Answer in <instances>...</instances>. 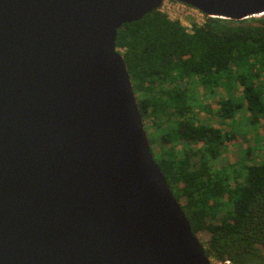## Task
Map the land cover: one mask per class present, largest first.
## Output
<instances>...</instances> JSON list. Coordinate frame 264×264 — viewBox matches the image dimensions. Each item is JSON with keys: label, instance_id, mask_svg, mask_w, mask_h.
<instances>
[{"label": "water", "instance_id": "95a60500", "mask_svg": "<svg viewBox=\"0 0 264 264\" xmlns=\"http://www.w3.org/2000/svg\"><path fill=\"white\" fill-rule=\"evenodd\" d=\"M163 1L0 0V264H220L155 161L116 46ZM173 1L264 16V0Z\"/></svg>", "mask_w": 264, "mask_h": 264}, {"label": "trees", "instance_id": "16d2710c", "mask_svg": "<svg viewBox=\"0 0 264 264\" xmlns=\"http://www.w3.org/2000/svg\"><path fill=\"white\" fill-rule=\"evenodd\" d=\"M116 46L155 161L194 234L209 235L206 255L220 264H264V160L214 170L237 139L239 114L264 127V16L207 17L188 30L158 9L119 29ZM205 96L215 106L204 105ZM203 112L235 126L204 124Z\"/></svg>", "mask_w": 264, "mask_h": 264}, {"label": "rangeland", "instance_id": "374dc122", "mask_svg": "<svg viewBox=\"0 0 264 264\" xmlns=\"http://www.w3.org/2000/svg\"><path fill=\"white\" fill-rule=\"evenodd\" d=\"M169 4L170 1H167ZM164 7H161V11ZM172 19H177L180 21L183 25L188 24L192 25L193 22L196 23H203V21L206 19V16H203L201 14H197L195 12H192V16L185 15L182 17H171ZM204 105L209 106H215V101L211 96H205L204 98ZM212 106V107H213ZM207 109H209L207 107ZM200 121L204 124L210 125V126H219L225 131H231L235 125H233L231 122L224 121L222 122L220 118L214 116L212 113H204L201 114ZM238 121L239 126L235 127V132L237 133V139L232 143V146L229 145L225 150L222 152V157L217 160L214 164V170H219L227 166L228 163L234 162V161H240V163H248V160L251 158H254V160L257 162L264 160V141L262 139L264 138V127L256 126L253 127L249 122L247 121L245 115L239 114L236 118ZM241 124V125H240ZM198 239L202 244H205L206 241L209 239V235L207 233H200L198 234ZM213 263H217L211 259Z\"/></svg>", "mask_w": 264, "mask_h": 264}, {"label": "built area", "instance_id": "2783aa9c", "mask_svg": "<svg viewBox=\"0 0 264 264\" xmlns=\"http://www.w3.org/2000/svg\"><path fill=\"white\" fill-rule=\"evenodd\" d=\"M167 1H170V3L168 4ZM161 7H164V8L162 11L161 10L160 11L162 13L166 14L171 20H177V19H172L171 17H173V16H176V17H182L185 15L192 16V12L206 16V19L208 17L207 15L203 14L202 12H200L199 10H197L191 6H188L184 3H180L177 1H173V0H164ZM206 19L203 21V23L206 21ZM193 23H196V22H193ZM203 23H196V24L202 25ZM184 26L188 30H191L193 27V24L191 26L188 24H185Z\"/></svg>", "mask_w": 264, "mask_h": 264}]
</instances>
